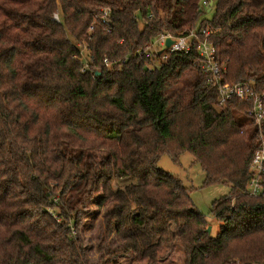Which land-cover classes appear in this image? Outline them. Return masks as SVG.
<instances>
[{"label":"trees","instance_id":"1","mask_svg":"<svg viewBox=\"0 0 264 264\" xmlns=\"http://www.w3.org/2000/svg\"><path fill=\"white\" fill-rule=\"evenodd\" d=\"M202 1L0 0V264H91L72 226L99 189L105 240L118 244L109 253L155 261L178 235L187 264L264 259V194H247L251 102L217 108L195 50L152 70L136 56L161 34L208 25L224 80L262 89L264 0H219L211 21ZM103 8L110 27L96 19ZM184 152L205 185L231 188L212 204L216 235L189 188L158 166ZM155 186L166 200L148 194Z\"/></svg>","mask_w":264,"mask_h":264},{"label":"rangeland","instance_id":"2","mask_svg":"<svg viewBox=\"0 0 264 264\" xmlns=\"http://www.w3.org/2000/svg\"><path fill=\"white\" fill-rule=\"evenodd\" d=\"M212 1L213 5L206 8L205 13L202 15V20L211 21L213 19L219 0ZM84 54L86 57L89 54L87 48L84 50ZM158 166L165 172L179 177L189 188L197 208L210 219L208 228L211 225L212 234L216 235L220 231V224L212 217V204L215 200L229 195L231 192L230 186L225 183L205 185L206 173L200 162L195 159L191 152L182 153L178 161H174L169 154L165 153L162 155ZM127 184H130V182H116L114 186L125 187ZM99 190L94 194L95 199L89 204L87 211L81 215L79 229H77V234L80 236L79 239L85 248V253L91 264H187L186 250L178 235H172V239L158 252L155 261L148 259L138 260L132 254H112L108 250H104L103 247H107L113 251L117 248L118 244L114 235H110L105 240L103 215L108 206L99 207L97 205L96 201L102 195L101 190ZM148 194L163 200L167 198L163 186L149 188ZM157 222L163 224L162 214L161 216H157ZM232 261L247 264V262L240 258L231 259L228 263ZM250 262L263 263L264 259H254Z\"/></svg>","mask_w":264,"mask_h":264},{"label":"built area","instance_id":"3","mask_svg":"<svg viewBox=\"0 0 264 264\" xmlns=\"http://www.w3.org/2000/svg\"><path fill=\"white\" fill-rule=\"evenodd\" d=\"M209 0H203L202 4L205 8L209 7ZM58 19V16L55 15ZM96 19L104 22L105 26L112 25L111 11L109 8H103L100 13L96 15ZM94 24L90 26V31ZM109 29V28H108ZM212 32L208 25H199L194 28L185 30L179 35L172 33H165L158 36L154 42L148 45L144 50L136 52L137 57H144L147 61H153V64H148L150 70L155 66H160L163 61L176 52L190 53L197 52L195 63L208 76V83L217 88L218 98L216 107L221 109L232 99L236 98L243 101L251 102V107L247 111V116L250 118L258 133L256 140L258 142L255 150L250 169L252 176L250 178L247 194L250 196H262L264 194V87L257 90L255 85L249 82L230 83L224 80L226 72L225 67L217 60V49L211 40ZM172 39L170 45L167 44L168 39ZM86 47L81 46L82 57L87 61L84 54ZM126 60V59H125ZM157 61V62H156ZM108 67L111 63L107 58L105 59ZM87 65V62H86ZM72 236L77 237L75 226H72ZM228 264H242L238 261H232ZM251 264H264L261 262H253Z\"/></svg>","mask_w":264,"mask_h":264},{"label":"water","instance_id":"4","mask_svg":"<svg viewBox=\"0 0 264 264\" xmlns=\"http://www.w3.org/2000/svg\"><path fill=\"white\" fill-rule=\"evenodd\" d=\"M213 5V2L211 3V6ZM172 43V39H168L167 40V44L170 45ZM97 74H100L99 72H97ZM208 231L211 232L212 231V226L210 225L208 228Z\"/></svg>","mask_w":264,"mask_h":264}]
</instances>
